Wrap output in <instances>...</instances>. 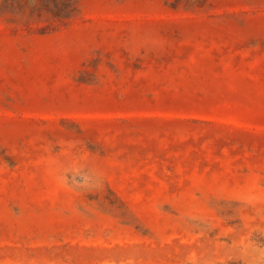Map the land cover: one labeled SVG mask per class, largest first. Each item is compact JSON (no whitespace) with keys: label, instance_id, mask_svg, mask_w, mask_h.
<instances>
[{"label":"rangeland","instance_id":"rangeland-1","mask_svg":"<svg viewBox=\"0 0 264 264\" xmlns=\"http://www.w3.org/2000/svg\"><path fill=\"white\" fill-rule=\"evenodd\" d=\"M0 264H264V0H0Z\"/></svg>","mask_w":264,"mask_h":264}]
</instances>
